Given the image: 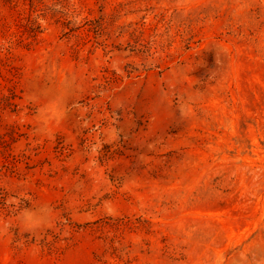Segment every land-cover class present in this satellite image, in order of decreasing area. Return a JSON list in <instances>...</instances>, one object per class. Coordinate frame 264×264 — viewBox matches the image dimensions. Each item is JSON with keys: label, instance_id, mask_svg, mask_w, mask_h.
<instances>
[{"label": "rangeland", "instance_id": "1", "mask_svg": "<svg viewBox=\"0 0 264 264\" xmlns=\"http://www.w3.org/2000/svg\"><path fill=\"white\" fill-rule=\"evenodd\" d=\"M0 264H264V0H0Z\"/></svg>", "mask_w": 264, "mask_h": 264}, {"label": "clouds", "instance_id": "2", "mask_svg": "<svg viewBox=\"0 0 264 264\" xmlns=\"http://www.w3.org/2000/svg\"><path fill=\"white\" fill-rule=\"evenodd\" d=\"M51 209L47 205L40 206L35 211H26L22 216V222L29 228H37L49 222Z\"/></svg>", "mask_w": 264, "mask_h": 264}]
</instances>
